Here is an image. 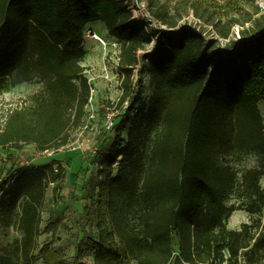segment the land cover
<instances>
[{
	"label": "trees",
	"instance_id": "16d2710c",
	"mask_svg": "<svg viewBox=\"0 0 264 264\" xmlns=\"http://www.w3.org/2000/svg\"><path fill=\"white\" fill-rule=\"evenodd\" d=\"M139 1L168 28L152 50L154 36L132 20L126 0H0V95L23 83L42 85L30 101L0 110V148L33 145L43 152L67 145L90 99L83 33L102 22L121 47L119 109L129 97L131 103L114 119L118 135L99 156L104 178L87 212L98 238L77 247L76 264L86 256L93 264H238L239 258L260 264L264 11L240 23L236 39L235 20L209 19L212 0ZM190 11L200 19L205 12L217 38H206L200 27L177 30ZM144 71L152 86L147 102ZM250 154L258 155V166L239 176L232 163ZM65 173L51 160L18 168L1 184L0 226L16 227L20 238L0 247V264H34L49 183L56 182L57 196ZM230 198L240 204L227 205ZM237 210L263 222L255 231L247 224L227 229ZM45 231L55 234L57 224ZM39 253L42 264H65L47 244Z\"/></svg>",
	"mask_w": 264,
	"mask_h": 264
},
{
	"label": "rangeland",
	"instance_id": "374dc122",
	"mask_svg": "<svg viewBox=\"0 0 264 264\" xmlns=\"http://www.w3.org/2000/svg\"><path fill=\"white\" fill-rule=\"evenodd\" d=\"M201 1V0H196ZM215 3L207 5V13L211 15L209 19L225 22L227 16L235 20L234 26L231 28V37H238L240 29L239 24L244 23L246 19L254 14L257 8L264 11V0H212ZM143 5L146 8V3ZM217 5L220 8L212 6ZM218 9V10H216ZM214 10V11H213ZM200 13V11H199ZM255 15V14H254ZM206 13L203 17L205 19ZM258 15H255L256 18ZM198 18L192 11L178 23L177 30L192 27L197 30L200 27L206 38H217V34L209 22ZM209 21V20H208ZM249 24L245 23V27ZM165 29L168 30L166 27ZM85 30L98 35L106 43H110L111 38L105 25L102 22L89 24ZM149 46L152 49L156 44ZM83 48L86 52L81 65L85 71L98 76L95 78L96 96L93 101L85 108V120L90 114L95 115V120L91 123V128L84 131L78 129L69 133V140L66 146L60 148L58 153L53 156L42 155L36 150L35 146H22L21 149L12 147L0 148V186L2 183L9 181L10 177L18 168H25L31 165L39 166L54 160L61 164L65 169V178L61 181V189L57 196L53 197L52 192L56 188L54 181L52 186H48L45 201L41 209V226L40 235L37 239L38 248L34 252V264H42L40 260V248L47 244L63 255L65 264H76L77 247L80 244L88 243L90 240H97V232L95 223L91 222L87 215L88 208L92 202L96 201V187L103 180L104 175L101 174L100 158L104 149L108 148L118 135L117 129L112 131L104 130V120L106 113H113L114 119L120 116L130 106V97L127 98L126 104L119 109V99L122 94L121 84L122 77L119 75L116 58L113 60L107 58V48L102 47L97 41L83 37ZM108 71V79L103 78L104 71ZM139 69L134 70L133 83L137 82ZM143 88V99L147 102L152 93L150 77L147 71L141 77ZM42 85L38 83H23L13 89H9L0 95V110H5L10 106H15L22 101H30V99L40 92ZM138 89V88H137ZM259 111L264 124V102L259 104ZM117 117V118H116ZM116 123V121L114 120ZM121 137L126 141L127 131H124ZM232 166L238 171L240 176L246 169L258 166V155L250 154L243 158L240 162L232 163ZM260 185L264 187V177L260 180ZM4 189L0 190V197ZM239 205L240 202L234 198H230L226 204ZM235 218V219H234ZM263 222L260 215L249 214L244 210L235 211L227 222V229L240 230L242 225L252 226L253 231L258 229V225ZM57 224L55 234L45 231V228L51 224ZM20 238V233L16 227L4 229L0 226V247L13 243ZM174 249L177 250V242L174 238ZM227 259L228 253L224 252ZM85 264H93L91 256L81 259ZM240 262V261H239ZM223 264H234L233 262H225ZM238 264H244L243 262ZM264 264V260L260 263Z\"/></svg>",
	"mask_w": 264,
	"mask_h": 264
},
{
	"label": "built area",
	"instance_id": "2783aa9c",
	"mask_svg": "<svg viewBox=\"0 0 264 264\" xmlns=\"http://www.w3.org/2000/svg\"><path fill=\"white\" fill-rule=\"evenodd\" d=\"M126 1L129 3V10L132 13V20L134 22H136L138 25H140L147 34L154 36L152 39V43L150 45L154 44L155 43L154 38H157L156 35L159 32H166L167 31V29H165L166 27L164 25H162L161 23L155 21L152 18V16L150 15V13L147 10V6L145 8V6L143 5L144 2H141L139 0H126ZM84 36L87 38H90L94 41H97L102 47L107 48V53H106L105 58H104L105 60L107 58H109L111 60L116 58V61L119 62L121 47H120V44L117 40L113 39L108 44L102 38H100L95 33L91 32L90 30H85L83 33V37ZM155 45H154V47H155ZM149 46L147 48L148 50L154 49V47L152 49H149ZM117 67H118V64H117ZM84 75L86 76L87 81H88V85L90 87V99H89V101L91 102L92 95L95 92V78H98V76H95V75L91 74L90 72L87 73V71H85V69H84ZM102 77L105 79L109 78L107 70L104 71ZM126 103L127 102L125 101L124 104H126ZM88 104H89V102H88ZM124 104H123V106H124ZM84 118H85V116H84ZM84 118H83L82 124L79 127L81 134H83L84 131L91 128L90 127L92 125L91 123L95 120L96 117L94 114H90L86 120ZM114 129H115V122H114L113 113L108 112L105 115L104 130L105 131H112ZM61 148H63V147H61ZM59 149L46 150V151L41 152V154L50 157V156H53L55 153H58L59 151H61ZM9 182H10V180L7 181V183H9ZM52 184L53 183L50 182L49 186H52ZM239 261H240L239 263L243 262L242 258H239Z\"/></svg>",
	"mask_w": 264,
	"mask_h": 264
},
{
	"label": "bare ground",
	"instance_id": "6f19581e",
	"mask_svg": "<svg viewBox=\"0 0 264 264\" xmlns=\"http://www.w3.org/2000/svg\"><path fill=\"white\" fill-rule=\"evenodd\" d=\"M95 96H96V92L93 93L91 101L95 98Z\"/></svg>",
	"mask_w": 264,
	"mask_h": 264
},
{
	"label": "crops",
	"instance_id": "0c3cea01",
	"mask_svg": "<svg viewBox=\"0 0 264 264\" xmlns=\"http://www.w3.org/2000/svg\"><path fill=\"white\" fill-rule=\"evenodd\" d=\"M22 85V84H21ZM18 86H20V85H18ZM17 87V86H16ZM11 89H13V88H11ZM93 101V100H92Z\"/></svg>",
	"mask_w": 264,
	"mask_h": 264
}]
</instances>
